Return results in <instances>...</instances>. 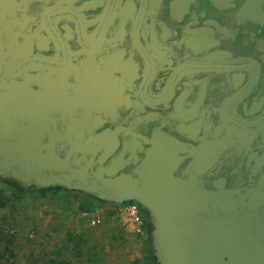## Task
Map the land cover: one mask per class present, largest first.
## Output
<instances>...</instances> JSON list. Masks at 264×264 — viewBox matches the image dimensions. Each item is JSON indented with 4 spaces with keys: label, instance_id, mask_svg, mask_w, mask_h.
Instances as JSON below:
<instances>
[{
    "label": "flooded vegetation",
    "instance_id": "obj_1",
    "mask_svg": "<svg viewBox=\"0 0 264 264\" xmlns=\"http://www.w3.org/2000/svg\"><path fill=\"white\" fill-rule=\"evenodd\" d=\"M168 145L175 174L227 190L226 220L264 243V0H0L6 189L42 195L62 173L36 163L56 156L92 163L91 186Z\"/></svg>",
    "mask_w": 264,
    "mask_h": 264
},
{
    "label": "water",
    "instance_id": "obj_2",
    "mask_svg": "<svg viewBox=\"0 0 264 264\" xmlns=\"http://www.w3.org/2000/svg\"><path fill=\"white\" fill-rule=\"evenodd\" d=\"M168 146L165 163H161L159 149L155 148L152 151L156 161L141 163L134 169L135 174L106 166L103 169L107 175L95 177L91 186L84 184L92 163L76 167L77 163L67 162L69 157L56 156L54 163L36 164L38 169L62 174L50 175L40 184L95 189L99 198L114 203L138 201L147 209L153 226L150 236L158 264H264V243L245 237L243 229L226 220L229 210L235 208L229 204L231 196H226L227 190H209L199 184L196 175L188 179L177 176L179 150Z\"/></svg>",
    "mask_w": 264,
    "mask_h": 264
},
{
    "label": "rangeland",
    "instance_id": "obj_3",
    "mask_svg": "<svg viewBox=\"0 0 264 264\" xmlns=\"http://www.w3.org/2000/svg\"><path fill=\"white\" fill-rule=\"evenodd\" d=\"M0 189L6 185L0 183ZM136 202L143 216L141 231L130 227L125 215L109 200H99L83 190L66 187L45 197L24 191L14 207L0 208V222L16 233L15 264H158L146 258L147 209ZM85 204L90 211H81ZM79 235L76 246L70 234ZM49 262V263H48ZM57 264V263H54Z\"/></svg>",
    "mask_w": 264,
    "mask_h": 264
},
{
    "label": "trees",
    "instance_id": "obj_4",
    "mask_svg": "<svg viewBox=\"0 0 264 264\" xmlns=\"http://www.w3.org/2000/svg\"><path fill=\"white\" fill-rule=\"evenodd\" d=\"M10 187L9 189L7 188L6 190H1L0 189V208H5L7 206H12L14 207L15 203L19 202L24 195L23 189L19 187H15V184H8ZM56 186V185H54ZM49 188L47 190H44L42 192V196H46L49 194H56L59 192V190L63 189L61 187H53ZM128 202H134V201H126L123 203H128ZM81 211H90L91 208L88 207L85 204L80 205ZM144 226L148 232V234L153 230L152 224L148 221L147 218H145L144 221ZM70 234L71 240L74 241L76 246L80 245L79 242V235H72L71 232H68ZM146 258L149 262L153 261L156 263V256L153 252V248L150 243V239L148 237L147 242H146ZM17 249V244H16V233L11 231L10 229H6L3 227V225L0 222V264H15V260L17 257L16 253ZM52 264L57 263V264H63V261H55L51 260L49 261ZM48 262V263H49Z\"/></svg>",
    "mask_w": 264,
    "mask_h": 264
},
{
    "label": "built area",
    "instance_id": "obj_5",
    "mask_svg": "<svg viewBox=\"0 0 264 264\" xmlns=\"http://www.w3.org/2000/svg\"><path fill=\"white\" fill-rule=\"evenodd\" d=\"M115 208L117 213L125 215L130 227L141 231L143 216L140 215V207L136 202L120 203Z\"/></svg>",
    "mask_w": 264,
    "mask_h": 264
}]
</instances>
